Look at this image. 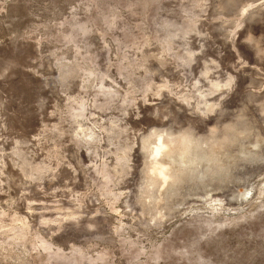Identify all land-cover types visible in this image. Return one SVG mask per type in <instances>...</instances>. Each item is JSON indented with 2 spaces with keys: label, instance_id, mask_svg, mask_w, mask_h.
<instances>
[{
  "label": "rangeland",
  "instance_id": "obj_1",
  "mask_svg": "<svg viewBox=\"0 0 264 264\" xmlns=\"http://www.w3.org/2000/svg\"><path fill=\"white\" fill-rule=\"evenodd\" d=\"M0 264H264V0H0Z\"/></svg>",
  "mask_w": 264,
  "mask_h": 264
},
{
  "label": "bare ground",
  "instance_id": "obj_2",
  "mask_svg": "<svg viewBox=\"0 0 264 264\" xmlns=\"http://www.w3.org/2000/svg\"><path fill=\"white\" fill-rule=\"evenodd\" d=\"M183 139H184V138H183ZM183 139H182V140H183ZM186 139H187V138H186ZM182 140H181V141H182ZM186 141H187V140H185V139L182 141L184 145H185ZM158 143H160V142H158ZM160 145H161L162 147L160 148L159 152L162 151V150L166 147V145H164L163 143H160ZM157 146H158V145H157ZM168 146H170V145H168ZM159 147H160V146H159ZM159 147H158V149H159ZM169 148H170V147H169ZM164 150H165V149H164ZM166 150H167V149H166ZM160 153H161V152H160ZM155 154H156V153H155ZM165 154H166V153H165ZM159 172H160V170H159ZM160 174H162V173H160ZM166 174H167V173H166ZM160 176H161V175H160ZM163 176H164V175H163ZM165 177H166V179L164 178V180L162 181V183L165 182V180H167V179L169 178V175H165ZM169 180H170V179H169ZM171 180H172V179H171Z\"/></svg>",
  "mask_w": 264,
  "mask_h": 264
}]
</instances>
